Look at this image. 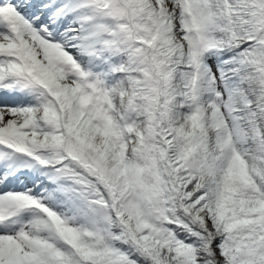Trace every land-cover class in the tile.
Segmentation results:
<instances>
[{
    "label": "snow or ice",
    "instance_id": "snow-or-ice-1",
    "mask_svg": "<svg viewBox=\"0 0 264 264\" xmlns=\"http://www.w3.org/2000/svg\"><path fill=\"white\" fill-rule=\"evenodd\" d=\"M0 264H264V0H0Z\"/></svg>",
    "mask_w": 264,
    "mask_h": 264
}]
</instances>
